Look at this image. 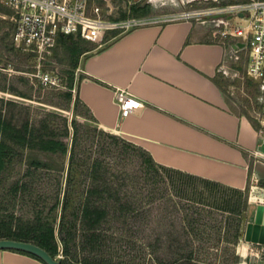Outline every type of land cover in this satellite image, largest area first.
Listing matches in <instances>:
<instances>
[{"label":"trees","instance_id":"1","mask_svg":"<svg viewBox=\"0 0 264 264\" xmlns=\"http://www.w3.org/2000/svg\"><path fill=\"white\" fill-rule=\"evenodd\" d=\"M137 5L138 2L130 6ZM57 43L66 52L71 68L77 65L82 51L94 46L89 40L71 34H60ZM72 85L70 73L66 86ZM64 94L69 101L71 91L68 89ZM71 109L93 119L77 95L71 99ZM45 113L58 116L51 111ZM58 117L64 121L61 134L67 136L66 118ZM247 118L256 127V122ZM68 123V141L42 131L24 139L28 146L25 152L21 147L0 142V180L9 168L22 165L10 187L19 197L32 201L29 215L0 213V237L35 242L53 256L59 249L61 264H158L152 252L143 249L125 254L108 252L106 246L111 240L106 239L115 238L112 233H140L152 210L159 206L166 213L178 214L189 227L205 216L220 223L221 218L216 219L214 214L225 213L227 230L231 223V243L237 242L247 202L246 186L242 189L228 186L163 165L154 161L147 149L118 134L74 118ZM42 198L49 201L45 211L44 205L35 203ZM158 199L162 203L156 202ZM211 256L201 260L191 249L183 250L171 256L168 263L232 264L238 260L234 250Z\"/></svg>","mask_w":264,"mask_h":264},{"label":"crops","instance_id":"2","mask_svg":"<svg viewBox=\"0 0 264 264\" xmlns=\"http://www.w3.org/2000/svg\"><path fill=\"white\" fill-rule=\"evenodd\" d=\"M142 21L108 31L101 45L80 53L71 96L88 107L97 126L141 145L154 161L244 188L257 138L216 81L226 47L193 18L163 20L159 13ZM118 88L139 101L123 117L114 101ZM0 264L46 263L0 248Z\"/></svg>","mask_w":264,"mask_h":264},{"label":"rangeland","instance_id":"3","mask_svg":"<svg viewBox=\"0 0 264 264\" xmlns=\"http://www.w3.org/2000/svg\"><path fill=\"white\" fill-rule=\"evenodd\" d=\"M237 1L245 0H92L100 7V14L110 18L144 17L159 13L169 14L179 10L225 7ZM137 2L136 7L130 6ZM9 15L10 10L0 4V142L4 141L9 147H21L25 152L28 151V146H25L24 139L39 135L42 131H49L55 134L56 138L63 137L68 141L70 131L68 122L71 118L102 129L93 120L72 110V97L69 101L65 97L64 91L68 90L66 86L68 77L70 73L73 75L72 87H74L76 74L75 67L69 66L68 57L60 43H56L51 53L39 62L38 67L56 73L61 79L62 86L44 88L33 75L36 69V60L11 43L12 20ZM199 16L208 19L204 21L208 37L220 41L227 51L228 44L237 38L231 34H221L220 31L225 28V25L218 24L217 20H212L218 17H212L210 14H199ZM236 21H240V19L232 15L229 18V24L226 25L230 27ZM83 43L91 45L89 42L83 41ZM235 55L234 57L226 53L222 67L216 72V81L226 97L228 107L257 122L256 115L262 108V92L258 82L249 78L245 73V48L236 50ZM45 111H51L66 118L67 136L61 134L64 121L58 116L45 113ZM129 141L136 143L132 140ZM56 159L58 160V157ZM248 164L249 170L245 185L247 187V202L246 208L242 212L236 243H231L232 228L230 223L227 230V216L225 217L227 214L225 213L222 216L214 214L216 219L221 218L220 223L205 216L193 223V227H189L186 221L182 222V217L180 218L178 214L166 213L158 206L152 210L150 220L143 230L139 231L140 233H112L115 238L106 239V241L111 240V243L107 242L109 245L106 246V250L125 254L136 249H143L148 253L152 252L158 264H169L171 256H175L183 250L191 249L201 260L203 258L210 259L213 253L221 255L226 252L229 254L234 250L238 254V260L232 264H264V243L247 241L243 237L245 224L253 219L255 205L257 203L264 204V158L248 157ZM22 167V165L16 164L9 168L6 176L0 180V213L12 212L26 216L31 212L32 201L19 197L20 194L10 187ZM172 197L176 199L175 196ZM162 201V199L156 200L159 203ZM35 203L40 206L44 205L43 211L49 205V201L45 198ZM159 205L161 206V204ZM187 230L189 233H182ZM54 256L60 257L59 249Z\"/></svg>","mask_w":264,"mask_h":264},{"label":"built area","instance_id":"4","mask_svg":"<svg viewBox=\"0 0 264 264\" xmlns=\"http://www.w3.org/2000/svg\"><path fill=\"white\" fill-rule=\"evenodd\" d=\"M0 4L10 10L12 45L22 52L29 53L36 60L33 75L44 88L62 86L56 73L38 67L39 62L51 53L60 34L80 36L92 42L94 46H99L108 31L121 33L143 22L140 16H102L100 7L92 0H0ZM239 12L241 14H238ZM213 13H223V16L216 19L218 24L225 25L220 31L221 34H231L237 38L228 44L226 53L235 57L236 50L245 48V73L258 82L262 92V108L256 115L257 122L254 127L257 146L251 151V156L264 158V0L237 1L225 7H208L201 10H179L164 13L162 16H166L163 20L195 18L204 22L208 19L200 18L199 14ZM226 15L236 16L240 21L229 27L226 24H229L230 17ZM68 89L71 93L74 92V87ZM114 101L120 117L127 115L139 104V101L133 100L123 88L115 89Z\"/></svg>","mask_w":264,"mask_h":264},{"label":"water","instance_id":"5","mask_svg":"<svg viewBox=\"0 0 264 264\" xmlns=\"http://www.w3.org/2000/svg\"><path fill=\"white\" fill-rule=\"evenodd\" d=\"M238 14H241L240 12ZM212 17L223 16V13L210 14ZM230 17V15H226ZM242 45V43H240ZM243 237L247 241L264 243V204L257 203L254 208L253 219L245 224ZM0 248L16 249L33 254L46 264H61L59 259L51 255L39 244L12 237H0Z\"/></svg>","mask_w":264,"mask_h":264},{"label":"bare ground","instance_id":"6","mask_svg":"<svg viewBox=\"0 0 264 264\" xmlns=\"http://www.w3.org/2000/svg\"><path fill=\"white\" fill-rule=\"evenodd\" d=\"M212 20H216V18L215 19H212Z\"/></svg>","mask_w":264,"mask_h":264}]
</instances>
